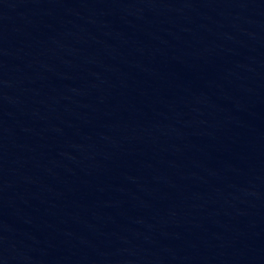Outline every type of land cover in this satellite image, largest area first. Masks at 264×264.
Wrapping results in <instances>:
<instances>
[{"label": "water", "instance_id": "obj_1", "mask_svg": "<svg viewBox=\"0 0 264 264\" xmlns=\"http://www.w3.org/2000/svg\"><path fill=\"white\" fill-rule=\"evenodd\" d=\"M0 264H264V0H0Z\"/></svg>", "mask_w": 264, "mask_h": 264}]
</instances>
